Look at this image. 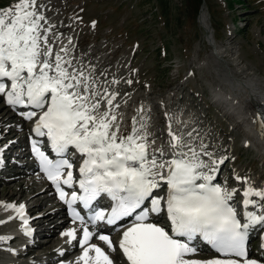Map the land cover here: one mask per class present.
Segmentation results:
<instances>
[{
    "label": "snow or ice",
    "instance_id": "obj_1",
    "mask_svg": "<svg viewBox=\"0 0 264 264\" xmlns=\"http://www.w3.org/2000/svg\"><path fill=\"white\" fill-rule=\"evenodd\" d=\"M41 21L47 23L37 0H18L0 9V95L14 110L17 106L33 109L21 113L26 120L40 110L32 131L47 138L57 159H50L39 141H33L32 152L67 205L72 222L83 226L79 237L75 228L61 233L70 245L79 244L75 264H117L108 254L117 247L127 264H264L251 258L248 250L250 232L257 229L264 249V188L236 177L245 184L240 191L243 210L238 213L231 203L238 189H229L226 182L213 183V173L223 160L212 159L204 145L198 150L169 131L170 158L166 159L163 146L150 150L155 141H149L135 118L132 127L121 132L112 107L116 94L105 90L101 96L71 61L53 54L48 40L51 26L43 28ZM254 123L264 137V113H258ZM72 149L82 158L75 181L74 164L67 155ZM74 183L83 194L73 191L65 199L69 193L61 185L72 188ZM161 184L167 186L163 196L157 194ZM103 197L111 201L107 209L94 204ZM77 202L88 211L86 219L73 208ZM3 207L23 217L24 205ZM101 225L120 232L119 241L101 232ZM93 237L106 250L90 243ZM198 240L219 255L190 258L202 251Z\"/></svg>",
    "mask_w": 264,
    "mask_h": 264
},
{
    "label": "rangeland",
    "instance_id": "obj_2",
    "mask_svg": "<svg viewBox=\"0 0 264 264\" xmlns=\"http://www.w3.org/2000/svg\"><path fill=\"white\" fill-rule=\"evenodd\" d=\"M14 1L2 0L0 8L8 6ZM202 4H205L208 9L207 13L213 26L215 45L224 57L223 59L229 63L228 66L231 70L239 75V78L255 75L259 79H263L264 0H59L58 8L54 7L53 11L58 10L59 14H57L61 18L73 23L71 29L63 31L61 34H71L72 38H75L74 43L77 44L76 52L81 54L84 52L83 59L85 60H82L83 65L80 64L79 71L87 72L85 75H89L88 82L90 85L94 83L96 91L101 94V89L104 91L110 82L109 85L114 86L113 92L120 90L116 93V97L121 95V92H129L128 88L131 87L129 88L131 95H129L132 99L134 98L133 103L143 99L146 101V93H150L149 96L154 98V101H160L162 104L170 103L171 97L174 96L175 99L172 103L177 102V104L167 107V110L172 112L174 107L181 106V109L186 108L189 115L195 114L193 117L200 113L199 115L203 116L204 126L213 129L219 142H226L225 147L228 148L224 154L227 153L226 155L232 160L238 156L233 165L229 159L227 164L223 165L225 168L231 166L235 174L239 173L236 177L250 176L254 184H263L264 164L261 162L256 148L250 145V141L246 137L239 135L241 131L232 130L234 121L229 119L221 105L211 98L210 92H212L211 89L217 87L216 79L218 77V75L215 76L216 71L213 73V69L222 67L223 62H219L215 58L214 48L206 42L205 29L199 19ZM68 56L71 59L76 54L68 52ZM106 58L109 60L105 64L106 66L98 64ZM99 68L101 69L99 70ZM240 69H243L242 73L238 71ZM104 84L106 85L103 86ZM125 84L128 87L125 88ZM125 95L123 94V97ZM133 103L131 106H125L127 110L122 107L121 112L124 113L122 115L125 117L128 115ZM7 110L12 111L9 108ZM0 112H3L2 109ZM159 112L161 114V111ZM118 113L119 116L120 111ZM152 117L156 120V115ZM25 124L28 122L26 121ZM25 130L26 128H21L16 133L22 135ZM236 134L237 138H234ZM158 139H162V133ZM5 141L8 142L7 139H4L3 143H0L1 148H4ZM245 141H248L246 142L247 146H244L243 142ZM17 149L20 148H15L13 151H17ZM19 157L21 156L18 155L17 159ZM10 171L9 168H5L0 171V175L5 176ZM29 171L32 172V176L27 179L31 180L36 173L33 169ZM224 173L219 171L218 179H221V175ZM27 179L25 181H28ZM37 182L40 183L41 180L38 179ZM38 188L40 189V187ZM8 189L10 187L6 189L0 187V193L6 192ZM14 191L16 194L13 197L16 199L20 195L22 197L28 195L26 191L24 193L19 190V192ZM48 197L49 200H52V197ZM41 198V194L32 196L25 203V207L39 202ZM0 201L2 202L0 203L2 211H5L6 208L3 205H6L8 201L1 197ZM47 206H51V204H41L29 213L32 214V217L34 212L37 213L36 215H40L46 211ZM57 218L55 216L52 222L59 223ZM9 225H13L10 220L4 229ZM67 226L68 224L64 223L58 235H61ZM47 227L49 231L52 229L50 225ZM67 240V237L62 240L63 248L68 246ZM10 245L11 243H4L0 245V248L6 249ZM20 247L22 248L20 241H17L13 246L15 249ZM57 248L58 246L54 247L56 250ZM109 253L113 255L112 252ZM74 254L75 252L72 256ZM197 254L211 256L206 250ZM29 255L28 253L25 257ZM49 257L50 261L55 260L52 256ZM19 259V257L2 254L0 255V264L9 263V261L15 262Z\"/></svg>",
    "mask_w": 264,
    "mask_h": 264
},
{
    "label": "bare ground",
    "instance_id": "obj_3",
    "mask_svg": "<svg viewBox=\"0 0 264 264\" xmlns=\"http://www.w3.org/2000/svg\"><path fill=\"white\" fill-rule=\"evenodd\" d=\"M58 1L59 0H37L38 10L45 17V20L47 21V23H45L44 21H41V25L43 28H49V26H51L49 33H48V40H49L50 46L51 47L54 45L56 47L59 46L58 47L59 49L66 48L67 49L66 53L59 51V54L62 57H64L65 60H68V61L71 60L72 68L79 70L80 64H82V60H85L83 59L84 52H82L83 55L81 53L76 52L77 44L74 43L75 38L73 39L72 38L73 36L71 34L70 35L61 34L63 31H67L68 29H71L73 23H71L70 21L67 22L65 19L61 18L58 15L59 14L58 10L53 11L55 10L53 9L54 7L58 8ZM16 3H18V0H15L8 6L1 7L0 9L13 6ZM207 10L208 9L205 7V4H202L201 10L199 13L200 22L205 29L204 33L207 38L206 42L208 45L214 48L213 55L215 56V58L218 59L219 62L220 61L223 62V64L221 65L222 67L219 68L217 66L219 69L215 68L213 65L214 67L213 73L217 72L215 76L218 75L216 79L217 87L214 89H211L213 97H214L213 100L217 104H220L221 107L224 109L223 112L225 111V115L229 119L234 121L233 127H231L232 130L241 131V134L239 135H242V137H246V139L250 141V145H253L256 148L257 153L261 157V162L264 164V137H262L261 132L258 130L256 124L254 123L255 116L258 113H260V110H257V108L264 106V78L259 79L255 75H252V76L247 75L245 77L239 78V75H236V73L233 70H231V68L228 66L229 63L225 59H223L224 57L221 55L217 46L215 45V39H214L215 37L212 33L213 26H212L211 21H209ZM69 38H71V43H69ZM68 52L70 54H76V56L69 59V57H67ZM108 62L109 60L106 58L100 61L98 64L105 65ZM65 67H67V65H65ZM72 68H69V71H71ZM100 69L101 68H99V70ZM113 81L114 80H112V82ZM106 84H104L103 86H105ZM109 84L110 82L107 84L104 91L103 89H101L103 91V92L101 91V96L105 94V90H107L108 94H111V93L116 94L117 92L120 91L118 90V91L113 92L112 90L114 86L109 85ZM109 86H112V87L110 88ZM126 86L127 84H125V88ZM129 88H128L129 92H126V93L121 92V95H118V97H116L117 99L113 101V106H112L114 107V111L117 116L116 123L120 125L121 132L128 131L132 127L133 119L135 118L137 122L136 126L141 127V125H143L142 131L148 135L149 141L151 142L154 140L155 142L156 141L158 142L156 145H153L150 143V150L152 148H157L161 146L165 147L166 144L169 143L170 139H167L164 131H167V132L171 131L172 133L174 132L175 135L177 137L182 138L186 144H191L198 150L200 149L201 145H204L207 153L211 154L212 159H215L217 161L223 160V163L219 165L218 170L214 172L213 175L218 178L219 171H222L223 173L225 172L223 175H221L222 176L221 179L223 180V183L225 184L226 182L227 186L228 184H230L231 189L232 188L238 189V192L235 195V197H238V195H240V191H242L245 187L243 180L239 182L237 181L236 179L237 174H235V171L232 169L231 166L228 168H225V166H223L225 163L227 164L228 160L230 159L229 156L226 155L227 153L224 154L226 152V148H228V147H225L226 142L224 143L219 142V139L216 138V133L213 132V129H208L204 126L203 116L199 115L200 113L196 115L195 117H193L195 115L194 114L195 112L192 113L194 115H189L186 111V108L181 109L182 108L181 106L174 107L173 108L174 110L172 112L171 110H167V107L172 106L173 104L175 105L177 104V102L172 103V101L175 99L174 96L172 97L170 96L172 100L171 102L169 101L170 103L163 102L164 104H162V102L160 101L159 102L154 101V98L149 96L151 95L150 93L149 94L146 93V96H145L146 101L143 99V100L136 101L133 103L134 98L132 99V97L130 96L131 91ZM123 94H126V95L123 97ZM2 98H4L3 95H0V103H1L0 108L3 111L2 113L0 112V143L4 141V139L5 140L7 139L8 142L5 141L6 143L4 145V148L0 147V171L5 168H9L11 171L10 173L9 172L6 173L5 176L0 175V187H4V189H6L7 187H10V189H8L6 192L0 193V197L1 199H5V200L7 199V201H10L13 203H20L23 201L21 205H24L25 207V203L29 199H31L32 196L41 194L42 198L39 202L35 204H30L26 207L27 212H30V211L33 212V209L41 204L45 205L46 203H48V205H50L49 203H51V200H49L48 196L51 197L52 192L49 191L47 184L38 183L37 178L35 176H33L31 180L27 179L29 176H32V172L29 170L35 167L33 163L21 165L20 163H16L15 161L11 159V157L14 156L13 150L17 147L18 148L21 147V145L23 144L22 141H24L25 137L27 136L25 133L22 135H19L20 133L19 134L16 133L17 130L21 128H28V124H25V123L26 121L28 122L31 120L24 119L23 115H19L16 112L17 110H20L19 107H16L15 110L11 108L12 111L7 110L8 107L6 106L5 103H3ZM97 99H100V97L98 96ZM101 102L102 104H104L105 108L108 107L105 101H101ZM132 103L133 105L128 111L129 112L128 115L125 117V115H122L124 113L121 112V109L122 107H124L125 110H127L126 107L131 106ZM118 104L119 106L115 107V105H118ZM164 109H166L167 111H165ZM35 111H37L38 116L39 114H41L40 110H35ZM119 111H120V115L118 116L117 114H119L118 113ZM151 111H152V114L150 115ZM159 111H161V114ZM153 112H156L158 115ZM170 114H172L171 116H173V118L171 117L168 118ZM153 115L154 116L156 115V120L153 119L152 117ZM36 117L37 116L33 118H36ZM159 124L161 125L160 127H159ZM18 126L19 128H17ZM160 129H162V132H160ZM161 133H162V139L160 140L158 138L160 137ZM156 137L158 138L155 139ZM234 138H237V134L236 136H234ZM19 142H21L22 144L20 145ZM247 145L248 144L245 143L244 146H247ZM20 150L18 151V153H20ZM237 158L238 156L234 157L233 160L230 159L232 162V165H233V162H235ZM206 162L211 164L208 156H206ZM241 178L243 177L241 176ZM26 179L28 181H25ZM246 179L249 184H252L253 179L250 176L246 177ZM36 182L38 184V187H40V189L37 187ZM12 185H14L15 187ZM254 187L264 188V179H263V184L258 183ZM14 190H16L17 192L21 191V193H24L26 191L28 195H26L25 197H22V195L20 196L17 195L19 196V198L17 197L16 199L13 197L16 194ZM0 203L2 202L0 201ZM59 212H60V209H56L54 204H51V206H47L46 211L40 215H36L37 213L34 212L33 217L30 219L32 227H33L32 233L33 234L35 233L37 236H39V238L38 240H34V242H32L31 244H28L22 248L16 249L15 252H17V254L15 255V258L19 257L20 259L12 263L9 262V264H44L43 262H45V264H54L56 263L57 260L61 258H68L70 256H71L70 261L73 263L75 262V256L78 257L81 253V249L79 247L78 242L73 241L71 245L69 244L70 247L67 246L63 248L61 242L62 240L65 239L66 236L58 235L60 228L64 226L65 219L61 216L58 221L59 223L55 224L52 222L56 214H59ZM49 225L52 227L50 231L47 227ZM3 229H4L3 224H0V230H3ZM77 234H78V237L81 235L80 232H77ZM2 238L4 239H0V244L11 243V245L13 246L16 243V241H18V237L16 236H12V237L9 236L8 238L7 237H2ZM27 240L29 242L30 239H27ZM90 243H96L98 246L105 248L106 250V246L103 245V243L96 238L90 241ZM55 246H58L57 250L54 249ZM40 251L42 252L37 253ZM74 252L75 254L74 256H72ZM76 252H78L79 254L77 253L78 254L77 255ZM1 253H3V251L0 249V255ZM28 253L30 255L25 257V255L26 254L28 255ZM49 256H52V258H55V260L50 261ZM109 256L114 257L117 261V264H127L126 261L120 260V257L118 256L117 252L113 253V255L109 254ZM210 258L212 257L207 256L205 254L204 255L196 254L195 256L192 257V259H199V260H206ZM263 258L264 257L262 255L258 254L257 256H255L254 259L263 260ZM20 260H23V261H20ZM17 261H20V262H17Z\"/></svg>",
    "mask_w": 264,
    "mask_h": 264
},
{
    "label": "trees",
    "instance_id": "obj_4",
    "mask_svg": "<svg viewBox=\"0 0 264 264\" xmlns=\"http://www.w3.org/2000/svg\"><path fill=\"white\" fill-rule=\"evenodd\" d=\"M199 1V0H198ZM198 9V8H197Z\"/></svg>",
    "mask_w": 264,
    "mask_h": 264
}]
</instances>
